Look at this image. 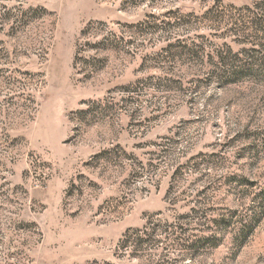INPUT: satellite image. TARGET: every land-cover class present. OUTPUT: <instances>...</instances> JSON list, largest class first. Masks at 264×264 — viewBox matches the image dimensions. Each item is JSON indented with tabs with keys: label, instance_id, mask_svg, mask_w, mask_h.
<instances>
[{
	"label": "rangeland",
	"instance_id": "obj_1",
	"mask_svg": "<svg viewBox=\"0 0 264 264\" xmlns=\"http://www.w3.org/2000/svg\"><path fill=\"white\" fill-rule=\"evenodd\" d=\"M0 264H264V0H0Z\"/></svg>",
	"mask_w": 264,
	"mask_h": 264
}]
</instances>
